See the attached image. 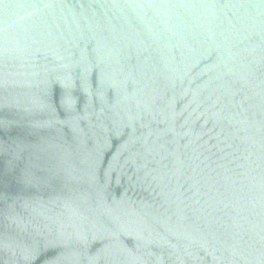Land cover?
Listing matches in <instances>:
<instances>
[{
  "label": "water",
  "instance_id": "95a60500",
  "mask_svg": "<svg viewBox=\"0 0 264 264\" xmlns=\"http://www.w3.org/2000/svg\"><path fill=\"white\" fill-rule=\"evenodd\" d=\"M0 264H264V0H0Z\"/></svg>",
  "mask_w": 264,
  "mask_h": 264
}]
</instances>
